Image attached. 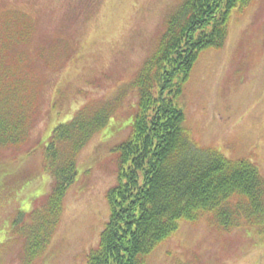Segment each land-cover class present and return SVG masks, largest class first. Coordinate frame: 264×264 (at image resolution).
<instances>
[{
    "label": "rangeland",
    "instance_id": "obj_1",
    "mask_svg": "<svg viewBox=\"0 0 264 264\" xmlns=\"http://www.w3.org/2000/svg\"><path fill=\"white\" fill-rule=\"evenodd\" d=\"M182 0H0V63L27 76L30 129L0 146V264H20L23 239L13 220L41 206L52 186L43 166L55 125L77 109L107 101L116 110L82 148L59 224L34 264H87L109 217L107 192L118 182L117 145L131 130L136 72ZM28 24L25 40L9 36ZM21 53L19 60L17 54ZM177 95L202 146L247 158L264 176V0L231 9L220 48L201 51ZM146 264H264V233L223 230L210 217L180 220Z\"/></svg>",
    "mask_w": 264,
    "mask_h": 264
},
{
    "label": "trees",
    "instance_id": "obj_2",
    "mask_svg": "<svg viewBox=\"0 0 264 264\" xmlns=\"http://www.w3.org/2000/svg\"><path fill=\"white\" fill-rule=\"evenodd\" d=\"M249 1L182 0L167 17L131 82L137 107L129 135L116 147L118 182L107 192L109 217L87 264H146L182 219L207 216L223 230L246 225L264 233V176L247 158L202 146L176 100L199 53L223 46L231 9ZM27 26L24 22L9 36L25 40ZM28 81L16 67L0 63V146H17L28 135ZM118 98L95 109L83 105L54 126L43 151L51 189L41 206L20 211L13 220L12 231L23 239L20 264H34L48 246L77 174L78 154L114 115Z\"/></svg>",
    "mask_w": 264,
    "mask_h": 264
}]
</instances>
